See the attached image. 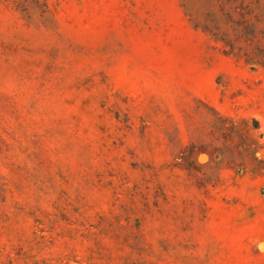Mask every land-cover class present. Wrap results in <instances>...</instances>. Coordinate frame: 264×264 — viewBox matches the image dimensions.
Masks as SVG:
<instances>
[{"label": "rangeland", "instance_id": "1", "mask_svg": "<svg viewBox=\"0 0 264 264\" xmlns=\"http://www.w3.org/2000/svg\"><path fill=\"white\" fill-rule=\"evenodd\" d=\"M0 264H264V0H0Z\"/></svg>", "mask_w": 264, "mask_h": 264}]
</instances>
